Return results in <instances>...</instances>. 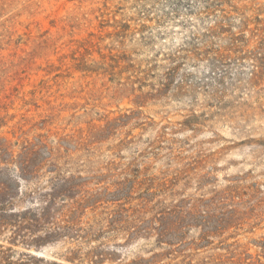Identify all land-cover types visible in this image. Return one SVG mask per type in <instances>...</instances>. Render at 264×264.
<instances>
[{
	"label": "rangeland",
	"instance_id": "rangeland-1",
	"mask_svg": "<svg viewBox=\"0 0 264 264\" xmlns=\"http://www.w3.org/2000/svg\"><path fill=\"white\" fill-rule=\"evenodd\" d=\"M154 1L0 0V139L71 140L75 166L103 175L110 190L138 174L125 207H147L146 219L181 213L167 217L174 229L163 238L181 245L158 264H264V81L249 83L247 67L240 81L177 93L182 74L206 72L187 64L156 92L194 30L182 24L184 9L173 17ZM236 1L264 20V0ZM12 235L2 231L0 245L14 264L88 263L69 261L68 243L26 246ZM156 239L99 248L98 264L148 258L162 251Z\"/></svg>",
	"mask_w": 264,
	"mask_h": 264
},
{
	"label": "trees",
	"instance_id": "trees-1",
	"mask_svg": "<svg viewBox=\"0 0 264 264\" xmlns=\"http://www.w3.org/2000/svg\"><path fill=\"white\" fill-rule=\"evenodd\" d=\"M154 2L169 5L173 17L184 9L191 18L182 24L194 30L186 45L168 58L175 65L167 67L156 92L170 90L180 69L187 64L192 67L204 64L206 72L203 77L182 74L181 82L175 87L177 93L196 92L199 81L206 88L213 83L224 86L227 79L240 81L239 76L244 72L239 70L247 67L251 70L249 83L257 85L264 81L263 19L248 15L247 9L236 0ZM192 17L197 24H192ZM200 87L205 90L204 86ZM69 144L71 140L63 137L49 142L45 134L14 144L0 139V235L4 230H11L14 242L20 240L26 246L68 243L71 249L67 259L73 262L86 256L87 264H98L99 248L127 247L140 236L155 235V246L162 251L133 260L131 264H158L169 257L171 247H180L181 244L163 240L174 229L166 223L167 217L179 218V209L161 211L160 215L146 219L142 216L149 213L147 207H125L138 184V174L130 177L126 173L123 180L112 183L115 189L110 190L109 185H102L103 175H83L75 166ZM90 184L95 188H90ZM104 203L118 207L108 210ZM100 207L104 210L94 214L91 220L84 219L89 209L95 213ZM119 235L125 238L126 244L111 242ZM102 238L105 241L90 247ZM12 251L3 250L0 245V264H14L9 260Z\"/></svg>",
	"mask_w": 264,
	"mask_h": 264
}]
</instances>
